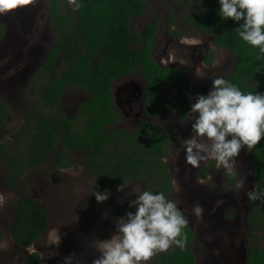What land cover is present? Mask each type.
Returning <instances> with one entry per match:
<instances>
[{"label": "trees", "instance_id": "trees-1", "mask_svg": "<svg viewBox=\"0 0 264 264\" xmlns=\"http://www.w3.org/2000/svg\"><path fill=\"white\" fill-rule=\"evenodd\" d=\"M185 1L192 9L184 23L210 35L216 48H224L233 56L232 69L220 77L243 92L264 93V54L239 39L237 23L221 20L218 0ZM77 2L79 8L71 5L69 12L68 0H48L57 36L35 73V109L20 136L25 135L27 141L19 151L0 142V162L8 170L5 183L14 187L26 169L43 165L57 149L52 161L59 167L84 166L109 194L123 183L143 181L145 189L167 196L171 180L161 157L164 145L174 139V130L149 120H142L135 130L117 126L120 119L112 100L113 82L139 71L144 83L145 115L165 116L172 108L182 118L189 111L184 95L189 87L183 73L176 67L158 65L152 57L157 21L140 29L130 28L131 19L141 17L148 8L146 0ZM70 86L85 92L77 111L80 125L58 109L64 89ZM164 88L174 89L166 100L161 94ZM192 90L196 96L207 94L196 87ZM9 117L8 107L0 99V124ZM72 151H83L84 156L74 160L69 155ZM249 167L254 184L264 190V138L250 149ZM48 218L34 198L21 196L14 206L11 239L29 247L46 230ZM248 221L252 231L264 230V202L250 201ZM183 232L186 239L182 249L173 246L159 252L148 264H194L195 255L189 246L192 231L186 225ZM252 237L256 239L257 235ZM246 256L247 264H264V249L258 245L248 247ZM27 263L38 264V254L31 253Z\"/></svg>", "mask_w": 264, "mask_h": 264}, {"label": "rangeland", "instance_id": "rangeland-1", "mask_svg": "<svg viewBox=\"0 0 264 264\" xmlns=\"http://www.w3.org/2000/svg\"><path fill=\"white\" fill-rule=\"evenodd\" d=\"M146 1L148 8L141 17L131 19L130 28L140 29L146 23L157 21L152 51L155 60L160 64L181 68L190 88L196 87L204 93L208 92L212 86L211 78L223 76L232 69L234 62L232 54L224 48H216L210 35L184 23L186 14L192 9L188 1ZM67 9L71 12V5ZM49 14L48 0H31L30 3L18 5L0 14V99L5 102L10 113L9 120L0 124V142L7 143L11 150L19 151L27 141L25 135L20 136L23 135V127L30 123V115L35 106V81L38 79L35 73L57 36V26H53ZM186 38L199 39L201 43L189 45L184 43ZM208 50L210 53L207 55ZM197 66L201 67L205 75L203 78L195 75ZM128 84L142 88L141 75L137 70L126 77L114 80V90L117 91L118 87ZM172 92L171 88L163 89V97L169 98ZM193 93H187L192 103L195 102ZM137 94L139 91H136L135 95ZM85 98L82 89L67 87L62 93L58 109L80 125L81 120L78 119L77 111ZM113 103L119 114L118 126L130 130L136 129L142 118L152 123L177 127L179 131H183L188 124L187 120L183 122L178 120L171 110L159 118L143 116L142 100L138 96L129 102L131 105L129 108L126 105V95L117 91ZM185 138V135L178 137L174 143L168 144L165 151L167 161L175 167L172 176L176 178L177 184L170 199L181 208L187 224L194 233L191 249L197 258L195 264H236L229 253L232 249L228 247L226 230L232 233L235 231V239L232 240L242 249L241 253L246 247L255 245L264 249V230L251 231L245 216L241 222H235V227L234 222L230 221L224 226L227 220L226 209L224 216L220 215L215 221H210L207 217L208 210L202 205L203 213L200 217L192 213V207L199 204L197 199L190 200L186 195L184 206L182 186L177 178L179 173L180 179H184L186 175L176 166V156L178 151L184 150L182 141ZM57 151L53 150L43 165L26 169L14 187L5 183L8 170L0 162V194L5 196L4 204L0 206L2 234L0 244L5 245L0 248V264H28L31 252L38 254V264H64L65 257L68 256H72V264H92L99 255L92 247V241L109 238L114 232L116 219L129 211H135L134 208H129L128 204L134 199L133 188L145 190L143 181L127 183L129 185L122 191L116 189L109 194L106 201L97 203L90 194L92 189L103 192L96 178L84 166L75 164L70 167H59L52 161ZM69 155L74 160H79L84 153L72 151ZM248 157L249 150L245 147L237 157L236 163L244 166V171L240 175L243 186L238 187L240 184H237L228 195L241 192V196L248 191L251 183ZM208 177L211 179H206L204 186L199 183L194 186L195 192L198 188L213 191L217 182L222 183L220 178H214L211 174ZM23 195L34 198L49 215L46 231L26 248L18 246L10 237L15 202ZM222 197L218 199L222 200ZM242 203L246 215L248 208L245 199ZM53 229L57 230L61 237L58 244H52ZM250 234H256L257 238H252ZM241 258L244 263L240 260V264H245L243 254Z\"/></svg>", "mask_w": 264, "mask_h": 264}, {"label": "clouds", "instance_id": "clouds-1", "mask_svg": "<svg viewBox=\"0 0 264 264\" xmlns=\"http://www.w3.org/2000/svg\"><path fill=\"white\" fill-rule=\"evenodd\" d=\"M30 2L0 0V14ZM68 2L76 8L80 6L77 0ZM218 4L221 20L231 19L237 23L239 39L264 54V0H218ZM184 43L199 45L201 41L186 38ZM195 75L205 76L200 66L196 67ZM211 79L212 86L207 94H198L185 114L193 133L182 141L185 162L198 168L202 162L212 160L218 169L232 172L241 150L245 147L252 149L264 138V93L243 92L223 77ZM167 162V158L162 156L161 163ZM206 179L211 177H198L197 183L203 185ZM172 184L175 187V181ZM127 185L123 183L117 191H122ZM133 193L134 199L128 207L135 211L116 219L114 232L109 238L92 241V247L99 254L92 264H148L159 252H166L173 246L184 247L186 237L183 229L187 219L177 204L162 191L133 188ZM90 194L97 203L109 198L107 190L92 189ZM245 196L250 201L264 202V190L255 187L245 192ZM4 202L5 196L0 194V206ZM191 211L200 217L203 208L196 204ZM60 239L57 230L53 229L52 244H58ZM4 246L0 244V248ZM64 264H72V256L65 257Z\"/></svg>", "mask_w": 264, "mask_h": 264}, {"label": "flooded vegetation", "instance_id": "flooded-vegetation-1", "mask_svg": "<svg viewBox=\"0 0 264 264\" xmlns=\"http://www.w3.org/2000/svg\"><path fill=\"white\" fill-rule=\"evenodd\" d=\"M153 42H154V38H153ZM152 51H153V46H152ZM152 51H151V55L153 57ZM154 60H155V58H154ZM155 62L158 65L176 67V68H178V69H180L182 71V69L177 67V66L167 65V64L166 65L160 64L156 60H155ZM138 73H139V71H138ZM182 73H183V77H184V80H185L184 72L182 71ZM141 82H142V88L140 86L136 87V85L128 84V85H124L122 87H118V89H116V90L118 92L124 93L126 95V103H127L126 105H128L129 108L131 107L129 102L133 101L134 97L135 98L137 96L140 97L141 100H142V110H143L142 113H143V116H146L145 113H144V107H143L144 83H143L142 77H141ZM185 82L187 83L186 80H185ZM187 85H188V83H187ZM188 87H189V85H188ZM117 91L114 90V82H113V93H112L113 94V98H114V94ZM136 91L137 92L139 91V94L135 95ZM172 91H173L172 92V94H173L174 93V89H172ZM162 92H163V90H162ZM162 92H161V94H162V97H163V93ZM188 92H192V93L194 92V91H192V87L191 88L189 87L187 90L184 91V95H185V97H186V99L188 101L187 102L188 109L190 110V106H191L192 102H190V98L187 97V93ZM193 96H194V100H195V98H196L195 93H193ZM164 99L166 100L168 98H164ZM113 105H114V103H113ZM170 110L174 112V115L177 117L178 120H180V121L181 120H187L186 117H182V118L178 117L174 109L171 108ZM161 117H163V116H161ZM156 118H159V117H156ZM142 120H148V119L142 118L141 121ZM187 123L188 124L186 125V127L184 128L183 131L182 130L179 131L177 127L170 126V125H167V124L161 125V126H170L174 130V139L172 141H170L169 143H167L166 145H164V147L162 149L164 157H167L165 149L168 146V144L174 143L178 139V137H181L182 135H185L186 138H188L190 135L193 134L191 132V124H190V122L188 121ZM117 126H118V123H117ZM133 130H135V129H133ZM249 157H250V150H249ZM249 157H248V169L250 171L249 173H250V177H251V183L248 186L247 190L249 191L253 187H255L257 190H259L256 187V185L254 184L253 174H252V172L250 170V167H249ZM164 165H165V167H166V169H167V171H168V173L170 175V180H171V182H170L171 188H170V191L168 192V195H167V197L170 199V195H172L173 188H175L173 186V184H172V182L175 181V179H176V178L174 179V177L172 176V171L175 169V167H173L169 162L167 164H164ZM176 166H178L180 168V170L186 175V177L184 179L183 178L180 179V173H179L178 174V178H177L179 184L182 186L184 206H185L186 195H188V198L190 200L194 201L195 199H197L200 206L202 205V206L207 208L208 213H209L207 217L209 218L210 221H213V220L215 221L216 217H219L220 215L222 216L223 213H225V209H226V211H227V213H226L227 220H226V223L224 224V226L227 225V221H230V222H234L233 226L235 227V225H236L235 222L236 221H240L241 222L242 220H244L243 217L245 216L247 218V224H248V227H249L248 216H249L250 200L247 199L245 194H242L240 196L241 192L238 193V194L236 192L235 194H232V195L229 194L228 195V193L231 192V189H234L237 186V184H241L242 183L241 176H240L242 174V172L244 171V166L242 164L236 165L235 169L232 172H227L224 169H218L216 167L215 161H212V160L202 162L201 165L198 168H193L192 166L188 165L185 162V152H184V150H180V151H178L177 156H176ZM210 174L214 178H218V179L220 178L222 180V183L221 182H217V186L214 188L213 191H209L208 189H204V188H202V190H200L201 188H198V191L195 192L194 188H196V187H194V186H196L198 184L197 183V178L198 177L199 178H207ZM181 180H184V182H182ZM175 186L177 187L176 182H175ZM201 186H204V184L203 185L201 184ZM193 196H195V198ZM222 196H224V197H222ZM229 196H230V198H229ZM221 197H222V200L218 199V198H221ZM238 199H241V200H238ZM244 199L246 201V205H247V208H248V213L246 215H245V206L242 203V200H244ZM179 209L181 210V208H179ZM232 210H234V212H232ZM48 223H49V218H48ZM48 223H47V227H48ZM47 227H46V229H47ZM189 228H190V226H189ZM249 229H250V227H249ZM191 231H192V229H191ZM254 232H256V231H254ZM225 233L228 236V243H229L228 247L230 249H232L231 252H229L231 254L232 259L236 262V264H240L239 261L240 260H241V262L243 261V258H241L242 254H243L244 258H245L244 260L246 261L245 264H247V256H246V254H247V248L248 247H246V249L243 250L244 253L243 252L241 253L240 251H242V249H240V247L232 240V238L235 239V231L232 233L231 231H227L226 230ZM192 234H193V240H194L193 231H192ZM250 235L252 236L253 234H250ZM193 240H192L191 244L193 243ZM191 244L189 245L190 248H191ZM241 245H242V243L240 241V246ZM23 248H26V247H23ZM194 255H195V253H194ZM235 257H236V260H235ZM196 261H197V258H196V255H195V263H196ZM234 261H233V263H234ZM242 263H244V262H242Z\"/></svg>", "mask_w": 264, "mask_h": 264}]
</instances>
